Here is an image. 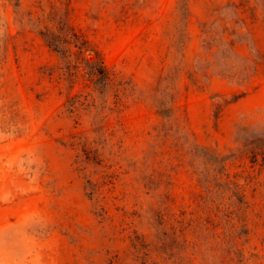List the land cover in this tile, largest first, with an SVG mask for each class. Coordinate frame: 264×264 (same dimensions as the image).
<instances>
[{
    "label": "rangeland",
    "instance_id": "374dc122",
    "mask_svg": "<svg viewBox=\"0 0 264 264\" xmlns=\"http://www.w3.org/2000/svg\"><path fill=\"white\" fill-rule=\"evenodd\" d=\"M0 264H264V0H0Z\"/></svg>",
    "mask_w": 264,
    "mask_h": 264
},
{
    "label": "trees",
    "instance_id": "16d2710c",
    "mask_svg": "<svg viewBox=\"0 0 264 264\" xmlns=\"http://www.w3.org/2000/svg\"><path fill=\"white\" fill-rule=\"evenodd\" d=\"M48 40H50L51 43H54L56 45L59 44L58 39H55L54 33H50L49 35H46ZM92 65L96 68L97 70V77L98 79L96 81H102L103 83L108 79V71L102 61L95 60L92 62Z\"/></svg>",
    "mask_w": 264,
    "mask_h": 264
}]
</instances>
